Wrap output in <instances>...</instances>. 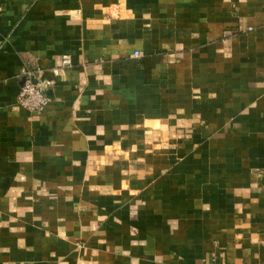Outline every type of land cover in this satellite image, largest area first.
Wrapping results in <instances>:
<instances>
[{
  "label": "crops",
  "instance_id": "1",
  "mask_svg": "<svg viewBox=\"0 0 264 264\" xmlns=\"http://www.w3.org/2000/svg\"><path fill=\"white\" fill-rule=\"evenodd\" d=\"M0 264H264V0H0Z\"/></svg>",
  "mask_w": 264,
  "mask_h": 264
},
{
  "label": "built area",
  "instance_id": "2",
  "mask_svg": "<svg viewBox=\"0 0 264 264\" xmlns=\"http://www.w3.org/2000/svg\"><path fill=\"white\" fill-rule=\"evenodd\" d=\"M134 58H140L141 52H135ZM64 65H70L69 59H65ZM55 75H59V69L54 70ZM53 86L52 82L47 79H37L32 75L26 77L21 88L18 104L30 114H42L52 99L48 95V91Z\"/></svg>",
  "mask_w": 264,
  "mask_h": 264
}]
</instances>
